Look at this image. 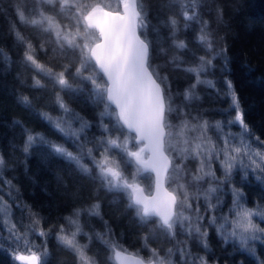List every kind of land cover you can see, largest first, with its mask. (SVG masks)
<instances>
[{"label":"snow or ice","instance_id":"1","mask_svg":"<svg viewBox=\"0 0 264 264\" xmlns=\"http://www.w3.org/2000/svg\"><path fill=\"white\" fill-rule=\"evenodd\" d=\"M36 3L40 7L32 10L31 19L25 15L27 4L24 9L14 7L17 18L21 23L52 35L53 51L58 50L65 58L69 51L77 54L79 63L74 70L72 63L63 64L61 71L46 67L37 59L33 43L15 26L11 31L16 44L23 47L20 63L36 73L29 87L45 89V84L37 78L40 75L50 80L59 89L55 94V105L61 115L53 117L47 112L37 111L30 97L19 94L15 89L4 86V91L9 92L19 105L47 122L76 151H70L65 143L50 140L14 119L12 126H19L24 136L20 151L27 157L39 146L43 164L50 165L59 159L80 175L98 180L102 189L126 199L127 209L134 211L141 226L155 223L164 236L175 241V247L168 248L162 256L157 249L148 248V241L155 239V231L150 230L141 237L150 256L145 260L138 253H129L115 238L108 222L103 220L101 204L96 198L85 207L74 208L70 215L63 217L65 223L55 228L54 238L75 256V264H99L96 255L88 254L93 241L106 249L108 264H175L173 257L177 255L180 264H208L207 257L193 256L186 242L176 239L178 234L187 236L208 252V233L202 227L205 218L215 226L226 246L231 243L235 251L264 264L256 249L257 242L264 243V227L256 223L257 218L264 222V208L260 205L247 207L243 191V185H250L252 179L264 186V139L256 135L246 122L241 98L230 79L224 80L227 88L224 95L230 100L229 107L219 111L223 114L234 112V115L212 122L199 115L189 118L190 114L185 111L193 101L201 99L196 91L198 86L204 85L219 93L216 82L204 77L214 67L213 59L224 55L227 49L214 50L209 21L203 18L202 13V9L209 7L207 0H168L167 4L156 7L157 18L165 8L178 7L183 29L189 30L192 25H197L196 42L212 53L211 58L199 56L197 64L182 68L194 80L183 92L176 94L182 97L183 104L175 107L167 75L162 74L160 65L151 63L154 51L167 55V49L156 47L160 44V28L151 24L145 0H118L116 10L104 0H36ZM46 8L55 14L50 15ZM216 12L217 19L222 21V9L217 8ZM57 16L63 17L67 23H61ZM160 25L169 30L173 48L191 51L185 40L176 38L181 30L176 16H167L160 20ZM149 29L155 40L148 39ZM40 50L47 52L43 44ZM13 63L11 55L0 48V64L5 74ZM168 63L179 69L185 61L173 55ZM227 70L225 56L222 71ZM67 74L81 83L74 85ZM84 84H90L91 88L86 91ZM63 92L74 98L84 95L86 102L93 107L103 106V110L96 113V127L101 131L99 137L89 139L87 133L93 123L70 107L60 94ZM173 117L178 123H172ZM106 119L108 123H105ZM233 127H238L239 131L233 132ZM210 130L216 132L219 143L208 135ZM125 131L128 135L124 134ZM214 160L219 163L221 176H217L212 167ZM188 161L196 163L194 171L187 168ZM6 168L5 156L0 153V181L8 189L5 195L20 212L27 214L30 223L18 227L12 220V204L0 196V250L7 253L13 264H50L47 240L53 229L45 230L38 214L19 199V189L3 174ZM128 168L133 171L126 173ZM93 169L96 172L94 177ZM237 176V183L242 187L233 183ZM57 178L60 179L59 176ZM142 179L153 181L155 195L145 194L139 183ZM204 183L208 184L207 188H202ZM225 186H228L227 193ZM193 187L196 190L190 191ZM0 192H4V187H0ZM221 193L231 194L229 213L221 211L219 216H207L209 212L222 209L224 200ZM76 195L79 196L78 193ZM201 199L205 205L204 215L200 209ZM193 201L196 202L195 208ZM82 217L99 218L104 231L93 228L86 232ZM33 236L42 239V246L34 242ZM79 237H86L88 243L81 244Z\"/></svg>","mask_w":264,"mask_h":264},{"label":"trees","instance_id":"2","mask_svg":"<svg viewBox=\"0 0 264 264\" xmlns=\"http://www.w3.org/2000/svg\"><path fill=\"white\" fill-rule=\"evenodd\" d=\"M104 2L110 3L113 9L117 8L118 0H104ZM145 2L149 6L151 24L160 28V44L156 45V47L162 46L167 49V55L154 51L151 63L160 65L162 74L167 75V83L171 87V95L174 99L173 106L182 105V97H177L176 94L183 92L194 80V77L183 71L182 68L197 64L199 56L211 58L212 53L196 42L195 37L199 31L197 25H192L189 30L183 29V19L178 15V7L165 8L159 18H157L156 7L161 4H167L168 0H145ZM207 3L209 7L202 9V13L203 18L209 21L210 30L214 37V50L219 52L221 49H227L224 55L216 56L213 59L214 67L204 77L216 82V89H219V93L204 85L198 86L196 91L201 99L193 101L190 106L185 108V111L190 114L189 118L199 115L203 119L212 122L226 120L230 115H234V112L223 114L219 111L229 107L230 100L224 95L227 91L224 80L225 78L230 79L241 98V105L245 109L246 122L256 135L264 139V0H207ZM25 4L28 5L25 15L31 19L33 18L32 10L40 7L36 0H0V48H3L6 53L11 55L14 61L11 69L6 74L3 72V65L0 64V153L5 156L7 162V168L3 174L6 179L12 180L13 185L19 189V199L38 214L41 218V226L45 230L53 229L52 235L47 240L50 264H75V256L60 246L54 238L55 228L65 223L63 217L70 215L74 208L85 207L95 202L96 198L101 204L103 220L108 222L115 233V238L128 251L138 253L147 259L150 256V252L144 247L141 237L153 230L155 231V239L148 241V248H155L162 256L165 255L168 248L175 247V241H171L164 236L156 228L155 223L141 226L135 218L134 211L127 209V201L122 195L105 191L100 187L98 180L80 175L72 166L62 160L56 159L50 165L43 164L39 146L34 148L32 154L27 157L20 151L23 146L24 136L19 126H12L14 119L22 121L25 127L34 132L44 134L50 140L57 143H65V141L47 122L40 119L35 112L19 105L9 92L4 91V86H7L8 89H15L19 94L28 95L37 111L47 112L53 117L61 115L55 105V94L59 92V89L50 80L40 75L37 78L45 84V89L33 90L29 87L32 83V77L36 73L20 63L23 47L16 44L11 31L12 27L15 26L26 39L33 43L37 50V59L46 67L61 71L63 64L72 63L74 70L75 65L79 63L78 55L73 52H67L65 58L58 50L53 51L55 43L52 35L43 32L38 27L19 21L14 7L15 9H24ZM217 8L222 9V21L217 19ZM45 11L49 10L46 8ZM49 14L54 15L55 13L49 11ZM169 15L176 16L180 21L181 30L176 38L185 40L191 51H177L172 47V38L169 35V30L160 25V20L166 19ZM57 19L61 23H67L61 16H57ZM148 39L155 40L151 29H149ZM41 44L47 50L46 54L40 50ZM173 55L180 56L185 61L181 68L178 69L168 63L169 58ZM225 56L227 57L228 70L222 71L225 67ZM18 75L19 79H17ZM67 76L74 85L81 83L79 80H74L71 74H67ZM83 87L87 91L91 88V85L84 84ZM60 94L70 107L93 123V127L87 133L89 139L99 137L101 131L96 127L98 122L96 113L102 111L103 106L101 105L99 108L93 107L86 102L84 95L74 98L66 92ZM105 123H108L107 119ZM172 123H178L175 117L172 118ZM232 131L238 132L239 128L233 127ZM124 134L128 135L126 131ZM208 135L212 137L213 141L219 143L218 136L214 130H210ZM13 145H16V148H13ZM65 146L70 151H76L70 142L65 143ZM89 146L91 147L92 145L89 144ZM89 166L91 167V165ZM212 167L215 169L217 176L222 175L217 161L214 160L212 162ZM187 168L194 171L196 163L188 161ZM125 171L130 173L133 169L128 168ZM95 175L96 172L93 169L92 176L94 177ZM58 176L60 179L57 178ZM250 179H252L251 176ZM238 180L239 176L236 177L233 183L236 187H242L240 183H237ZM139 183L144 186L146 191H152L153 181L142 179ZM207 186L208 184L204 183L202 188H207ZM0 187H4V192H0V196H3L9 204H12L13 222L17 223L18 227L21 224H29L30 220L27 214L20 212L9 197L5 195L8 189L3 185V181H0ZM195 190L194 187L190 188V191ZM227 191L228 186H225V193ZM243 191L247 197V207L255 208L260 205L264 208V186L252 179L250 185H243ZM77 193L79 196L76 195ZM13 195H16V193L13 192ZM221 197L224 200L222 209H218L215 213L209 212L207 216L213 214L219 216L221 211L224 214L229 213V209L232 206L231 194L225 195L221 193ZM212 202L216 203L215 200ZM192 203L193 208H195L196 202L193 201ZM200 209L201 214L204 215L205 205L202 199L200 201ZM81 223L84 225L86 232H91L93 228L96 231H104V225L99 218L82 217ZM256 223L264 227V222L258 218ZM202 227L208 233V252H205L194 239H189L187 236L179 234L176 237L177 240L186 242L193 256L207 257L208 264H217V261H219V264H241V262L243 264H258L256 259L235 251L231 243L226 246L217 234L215 226L210 225L207 218L202 222ZM32 239L37 245L42 246L43 241L41 238L33 236ZM78 239L81 244L88 243L86 237H79ZM89 247L90 251L88 254L96 255L99 264H108L106 259L108 253L103 246L93 241ZM256 249L259 259L264 260V243L257 242ZM173 260L175 264H180L178 255L173 257ZM0 264H13L10 257L3 250H0Z\"/></svg>","mask_w":264,"mask_h":264},{"label":"water","instance_id":"3","mask_svg":"<svg viewBox=\"0 0 264 264\" xmlns=\"http://www.w3.org/2000/svg\"><path fill=\"white\" fill-rule=\"evenodd\" d=\"M113 10H116V9H113ZM142 185V184H141ZM143 186V185H142ZM144 187V186H143ZM145 189V188H144ZM171 190V189H170ZM145 194L146 195H149V194H151V195H155V188H154V184H153V189H152V191H150V192H148V191H146V189H145ZM129 253H134V252H132V251H128ZM135 254V253H134ZM139 256L140 257H143V256H141L140 254H139ZM144 258V257H143ZM145 259V258H144ZM146 260V259H145Z\"/></svg>","mask_w":264,"mask_h":264}]
</instances>
